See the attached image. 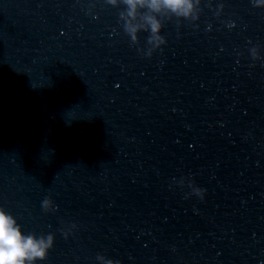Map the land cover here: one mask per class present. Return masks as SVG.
<instances>
[{
	"label": "water",
	"instance_id": "water-1",
	"mask_svg": "<svg viewBox=\"0 0 264 264\" xmlns=\"http://www.w3.org/2000/svg\"><path fill=\"white\" fill-rule=\"evenodd\" d=\"M126 12L0 0V207L40 264H264V7L158 14L160 49Z\"/></svg>",
	"mask_w": 264,
	"mask_h": 264
},
{
	"label": "clouds",
	"instance_id": "clouds-1",
	"mask_svg": "<svg viewBox=\"0 0 264 264\" xmlns=\"http://www.w3.org/2000/svg\"><path fill=\"white\" fill-rule=\"evenodd\" d=\"M110 2L116 5L121 0H110ZM253 2L257 7H264V0H253ZM123 3L127 9L125 28L132 39L137 40V33L144 29L151 33L149 43L160 49L167 44V39L162 35L163 24L158 14L167 12L177 17L195 18L200 0H123ZM141 9H147L152 14L143 16V24L134 23ZM148 55L151 57L152 53ZM195 191L201 199L206 196L205 189L196 187ZM42 207L45 211L53 210L52 199L45 198ZM76 227L73 224L70 228L64 229V237L68 238L72 235V230ZM55 243L54 233L46 235L27 233L15 216L0 207V264H40L47 260ZM96 259L99 264H118L117 261L103 255L97 256Z\"/></svg>",
	"mask_w": 264,
	"mask_h": 264
}]
</instances>
